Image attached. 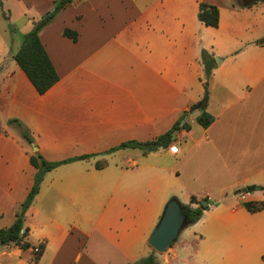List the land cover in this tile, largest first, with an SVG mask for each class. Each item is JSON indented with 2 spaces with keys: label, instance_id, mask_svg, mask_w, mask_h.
Instances as JSON below:
<instances>
[{
  "label": "crops",
  "instance_id": "obj_1",
  "mask_svg": "<svg viewBox=\"0 0 264 264\" xmlns=\"http://www.w3.org/2000/svg\"><path fill=\"white\" fill-rule=\"evenodd\" d=\"M35 1L41 19L57 0ZM201 4L219 9L217 28L199 20ZM40 39L60 76L46 94L18 66L17 52L0 59V230L15 222L37 174L11 119L28 127L50 162L90 158L46 174L25 217L35 249L0 246V264H135L155 252L148 239L176 193L156 195V186L179 187L182 178L197 189L186 192L189 205L193 196L216 203L205 214L220 224V256L206 247L205 264H264V210L221 204L233 191L264 187V0H75ZM204 51L220 62L208 86L213 124L199 135L190 125L172 147L146 156L133 148L107 154L155 140L190 114L205 94ZM173 147L186 162L175 173L150 161ZM109 171L116 179L102 177ZM133 172L146 178L136 189ZM241 195L264 202V189ZM183 242L162 254L166 264L179 259Z\"/></svg>",
  "mask_w": 264,
  "mask_h": 264
},
{
  "label": "trees",
  "instance_id": "obj_2",
  "mask_svg": "<svg viewBox=\"0 0 264 264\" xmlns=\"http://www.w3.org/2000/svg\"><path fill=\"white\" fill-rule=\"evenodd\" d=\"M74 1L75 0L55 1L53 10L46 14L38 23H35L34 28L28 34L24 35L22 46L14 55V60L16 61L18 66L24 71V73L29 78V80L34 85L40 95L46 94L60 81V76L56 71V68L54 67L40 39V32L43 28L52 23L56 16L62 10L71 5ZM199 20L208 27L217 28L220 23L219 9L215 6L201 4L199 11ZM64 35L75 42L78 41V33L75 31L66 29L64 31ZM203 60L206 67L205 94L203 100L198 103L196 107L202 111V115L198 119V122L203 128L206 129L209 128L214 122V117L207 112L209 102L208 86L209 80L212 76L214 65L212 64V57L206 51L203 52ZM187 115L188 113H185L170 131L155 140L142 143L137 141H131L121 145L120 147L111 149L107 154L114 153L124 148H133L142 150L143 154L146 156L161 149H168L176 141L179 132L183 130H191L190 124L185 121ZM9 124L19 131L21 137L29 145L32 146V144H35V139L31 131L22 121H20L19 119H11L9 121ZM88 158H90V156L86 155L83 157L72 158L63 161L50 162L46 160L39 153V151L31 154L30 162L32 166L37 169L34 185L28 197L18 209L16 213L15 222L9 228L0 230V246L15 245L22 250H29L31 248L35 249V247H33L32 244L28 241L30 230L29 228L25 227V217L27 211L33 204L36 196L40 193L41 185L44 181L46 174L59 168L60 166L79 160H85ZM96 167L98 169H103L105 168V165L97 163ZM263 189L264 187L262 188L252 186L248 187L244 191L254 192ZM205 201L208 200L205 199ZM191 204H200L201 207L194 208L191 205L186 206L187 208L184 213L186 215L187 222L190 224V226L198 222L203 216L204 211L207 210V206L203 205V201L199 202L198 198L195 196L192 197ZM243 206L251 213H257L264 210V202H244ZM38 249L39 251L35 253L36 262L40 260L45 247L43 245H40ZM135 264H159V262L155 253H152L148 257Z\"/></svg>",
  "mask_w": 264,
  "mask_h": 264
},
{
  "label": "rangeland",
  "instance_id": "obj_3",
  "mask_svg": "<svg viewBox=\"0 0 264 264\" xmlns=\"http://www.w3.org/2000/svg\"><path fill=\"white\" fill-rule=\"evenodd\" d=\"M35 4H38L35 0H0V59L9 60L13 53L18 52V50L22 46L24 35L28 34L32 30V28H34V24L31 23L30 19L36 18V23H38L43 18H39L40 16L38 15V10L35 8ZM212 61V64L214 66H216V64H220L217 58H213ZM194 107H196V105L193 106L191 109H194ZM201 115L202 111L196 110L192 113L190 112V114L186 117L187 122L193 126L196 135H199L200 131L204 129L198 122V119L201 117ZM177 145L180 148L184 146L179 143ZM172 146L173 144L170 147ZM174 150L175 149L173 147L171 152L165 151L161 153L157 158H151L150 161L156 160L162 164L161 166L167 168L168 170L170 169V171L172 170L175 173L176 170H178L180 167H184V165H186V162H184L183 160L179 161L182 159V154H177V152ZM29 151L30 154L34 153L31 145L29 146ZM98 163L106 165V161L104 159L100 160V162ZM107 173L108 174L102 177L107 179H116L115 176L117 175V172L109 171ZM132 174L129 175L133 181V189H136L139 185L136 183H140L139 180H146V178L145 175L139 177L137 174H135V172H133ZM156 188H159V191L156 193V195H160L163 189H169L170 192L173 193L176 192L173 196L170 197V199L172 197H176L184 205L190 204V198L185 195L186 192H188L189 190L195 192L197 190L196 187H189L188 178L187 181L182 178L179 187H174L173 185L167 184L166 182H161V185L158 184ZM237 191L238 190L233 191L230 194V201H227L226 203L222 202L221 204L231 205L232 203L234 204L235 201H239L240 204L244 203V200H242L241 193L244 194L245 191H238V195H235ZM205 199L207 200V198ZM198 201L201 202L199 199ZM204 202L208 203V205H205L207 206L206 211L210 210V206L216 205L215 202L203 201V203ZM191 206H194L195 208L201 207L200 204H191ZM163 211L161 212V214H163ZM215 215L216 214H211L210 216L208 214H205L204 211L203 216L198 222L191 225L190 227H187L183 231L181 239L184 242L180 248L181 253L179 255V259L177 261H172L171 264H205V258L208 257V255L205 253L206 247H213L212 250H214V252L211 256H220L218 254V248H220V244L222 241L220 234L221 230L219 229L220 224L215 223ZM159 221L160 219L157 222L159 223ZM201 236H203L204 239H202ZM155 255L160 264H166L164 261L165 258L162 254L155 253Z\"/></svg>",
  "mask_w": 264,
  "mask_h": 264
},
{
  "label": "water",
  "instance_id": "obj_4",
  "mask_svg": "<svg viewBox=\"0 0 264 264\" xmlns=\"http://www.w3.org/2000/svg\"><path fill=\"white\" fill-rule=\"evenodd\" d=\"M217 60L219 59L217 58ZM196 110L198 108L194 107L190 112ZM31 147L34 153L38 151L35 144H32ZM203 205H208V203L204 202ZM186 208V205H183L176 197L169 200L159 223L148 239V244L156 253H168L172 246L179 241L182 232L190 226L184 213Z\"/></svg>",
  "mask_w": 264,
  "mask_h": 264
},
{
  "label": "built area",
  "instance_id": "obj_5",
  "mask_svg": "<svg viewBox=\"0 0 264 264\" xmlns=\"http://www.w3.org/2000/svg\"><path fill=\"white\" fill-rule=\"evenodd\" d=\"M175 150L174 151H176L177 152V149L176 148H174ZM39 251V249H36V252H38Z\"/></svg>",
  "mask_w": 264,
  "mask_h": 264
}]
</instances>
